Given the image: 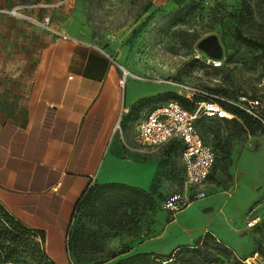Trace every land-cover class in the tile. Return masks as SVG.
<instances>
[{
    "label": "rangeland",
    "instance_id": "obj_1",
    "mask_svg": "<svg viewBox=\"0 0 264 264\" xmlns=\"http://www.w3.org/2000/svg\"><path fill=\"white\" fill-rule=\"evenodd\" d=\"M33 19L43 25L49 19L46 29L111 53L121 63V78L127 76L120 84L124 99L131 85L166 81L158 98L139 100L119 117L135 152L156 166L148 196L129 205L121 194L90 190L71 220L66 250L60 258L50 256L55 264H162L170 254L154 252L157 246L166 250L182 239V224L179 230L169 226L186 209L173 218L163 207L177 192H203L192 205H203L213 223L202 243L180 247L170 264H264V131L253 134L234 117L199 119L198 132L218 157L210 177L195 187L185 181L179 149L147 148L136 137L153 106L188 99L168 81L264 117V0H0V66L35 51ZM210 36L222 46L218 66L199 48ZM251 219L258 222L249 227Z\"/></svg>",
    "mask_w": 264,
    "mask_h": 264
},
{
    "label": "crops",
    "instance_id": "obj_2",
    "mask_svg": "<svg viewBox=\"0 0 264 264\" xmlns=\"http://www.w3.org/2000/svg\"><path fill=\"white\" fill-rule=\"evenodd\" d=\"M33 22L35 51L0 66V203L28 228L43 230L46 251L56 259L89 187L119 183L147 190L152 184L156 166L135 152L119 117L165 89L161 80L131 85L124 99L120 84L127 76L121 78V63L104 47ZM192 203L169 226L182 224V239L154 252L202 243L212 214Z\"/></svg>",
    "mask_w": 264,
    "mask_h": 264
},
{
    "label": "built area",
    "instance_id": "obj_3",
    "mask_svg": "<svg viewBox=\"0 0 264 264\" xmlns=\"http://www.w3.org/2000/svg\"><path fill=\"white\" fill-rule=\"evenodd\" d=\"M44 25H49V19L44 21ZM208 62L215 66L220 65V61L217 59L209 58ZM124 81L122 80L121 83L124 84ZM161 82L166 81L162 80ZM168 82L180 91H184L185 94L182 95L189 99H193L195 94L205 98L196 103L197 107L194 111L186 109L174 100L154 107L138 125V141L141 145L153 149L163 148L171 142H181L180 154L184 165L185 181L189 187L199 186L210 177L217 154L213 147L204 142L196 123L203 117L231 119L232 114L215 96L184 83ZM255 104H258V101ZM248 112L253 114L250 110ZM117 128L120 129L119 124ZM203 195V192L172 193L164 200L163 207L168 213L175 215L188 207L193 200L201 198ZM257 222V219H251L248 226L252 227ZM171 260H165L162 264H169Z\"/></svg>",
    "mask_w": 264,
    "mask_h": 264
},
{
    "label": "trees",
    "instance_id": "obj_4",
    "mask_svg": "<svg viewBox=\"0 0 264 264\" xmlns=\"http://www.w3.org/2000/svg\"><path fill=\"white\" fill-rule=\"evenodd\" d=\"M204 98L205 97L199 94H195L193 99H184L180 96H176L175 100L186 109L194 111L197 107L196 103L202 101ZM149 102L150 101H148V103ZM221 104L229 111L230 114H232V118L234 117L237 122L242 123L243 126H245L251 133L255 134L264 131V117L260 116V118H257L239 106ZM156 106L158 105L153 106L149 111ZM231 119L225 118V120ZM167 147H176L181 153L182 143L171 142L167 145ZM93 188L109 193L121 194L123 200H126L129 205L137 204L139 198L142 196H148L146 190L125 184L111 183L97 185L96 187L91 186L85 191L83 197L79 200L75 213L83 198ZM170 259H172V254L169 255L167 260ZM0 264H55L46 251L45 232L43 230L28 228L22 222L15 219L1 205V203Z\"/></svg>",
    "mask_w": 264,
    "mask_h": 264
},
{
    "label": "water",
    "instance_id": "obj_5",
    "mask_svg": "<svg viewBox=\"0 0 264 264\" xmlns=\"http://www.w3.org/2000/svg\"><path fill=\"white\" fill-rule=\"evenodd\" d=\"M199 48L206 52L211 59L222 57V46L215 36H210L199 42Z\"/></svg>",
    "mask_w": 264,
    "mask_h": 264
},
{
    "label": "bare ground",
    "instance_id": "obj_6",
    "mask_svg": "<svg viewBox=\"0 0 264 264\" xmlns=\"http://www.w3.org/2000/svg\"><path fill=\"white\" fill-rule=\"evenodd\" d=\"M126 73H128V72L126 71Z\"/></svg>",
    "mask_w": 264,
    "mask_h": 264
}]
</instances>
